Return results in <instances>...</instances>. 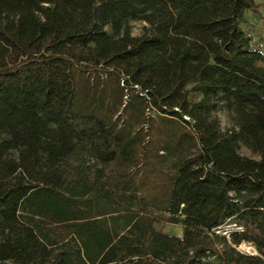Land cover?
Instances as JSON below:
<instances>
[{
	"label": "trees",
	"instance_id": "16d2710c",
	"mask_svg": "<svg viewBox=\"0 0 264 264\" xmlns=\"http://www.w3.org/2000/svg\"><path fill=\"white\" fill-rule=\"evenodd\" d=\"M258 11L0 0V264H264V52L246 28ZM94 74L116 76L118 101L93 93ZM150 110L182 125L174 151H192L174 173L159 143L142 150ZM163 206L171 216H153ZM228 222L241 230L215 231Z\"/></svg>",
	"mask_w": 264,
	"mask_h": 264
},
{
	"label": "rangeland",
	"instance_id": "374dc122",
	"mask_svg": "<svg viewBox=\"0 0 264 264\" xmlns=\"http://www.w3.org/2000/svg\"><path fill=\"white\" fill-rule=\"evenodd\" d=\"M256 4L259 5V11L257 15H250L247 13L246 19L249 26H256L260 23V25L263 28L264 31V0H256ZM255 21V22H254ZM146 26V24L140 20H134L129 22V27L131 31L132 36H139L142 33L143 28ZM248 28V25L247 27ZM108 33H111V30L109 28H106ZM260 42H264V35H261L259 38ZM98 74H94L93 76L95 79L97 78ZM117 78L116 76L113 77H107L105 78H99L94 81L92 91L95 94H103L107 96L114 98L115 101H118V95H115L112 93L111 88L115 86ZM113 99V100H114ZM127 100V97H123L122 101L125 103ZM122 109V107H121ZM219 122L220 126L223 130L229 129L231 127L229 118L227 117V114L225 111L220 110L218 112ZM143 124V125H142ZM141 125L137 126L136 130H142L144 132L145 140L143 143L142 150L145 151V153H149L152 155V148L156 143H159L161 146V149L158 152V156L161 158V160L164 161V171L174 173V171L169 167L170 161L171 162H183L192 159V151L185 152V151H174L172 147L168 144V138L169 135L179 134L182 129V125L177 120H170L168 118L160 117L156 115L154 111H148L145 114V119ZM239 151L241 154L245 156H252V154L243 146L239 148ZM143 169V167H142ZM145 171V168L143 169ZM153 216H156L157 218H163L170 217L171 215L166 211V206H163L162 211H153ZM231 223H226L225 226H230ZM155 229L158 231H161L165 234L174 235V236H181L182 234V228L180 225H172L170 223H167L166 221L159 220L154 225ZM241 250H245L248 244H241ZM244 252V251H243ZM214 258H207V261H212Z\"/></svg>",
	"mask_w": 264,
	"mask_h": 264
},
{
	"label": "built area",
	"instance_id": "2783aa9c",
	"mask_svg": "<svg viewBox=\"0 0 264 264\" xmlns=\"http://www.w3.org/2000/svg\"><path fill=\"white\" fill-rule=\"evenodd\" d=\"M185 120H188L186 117H184ZM226 224L218 227L215 229L217 233L223 234V235H229L233 231H240V228H237L235 225L231 224L230 226H225ZM238 251L250 254V255H255L256 251L252 246H247L245 250H241V246L236 248Z\"/></svg>",
	"mask_w": 264,
	"mask_h": 264
},
{
	"label": "crops",
	"instance_id": "0c3cea01",
	"mask_svg": "<svg viewBox=\"0 0 264 264\" xmlns=\"http://www.w3.org/2000/svg\"><path fill=\"white\" fill-rule=\"evenodd\" d=\"M249 14L253 15L252 13H249ZM254 15H257V14H254ZM247 25H248V28H247L248 33L254 37L255 47L261 49L264 52V42L262 43L259 41L260 36L264 35L262 26L259 23L258 25L252 27V26H249L250 24H248V22H247Z\"/></svg>",
	"mask_w": 264,
	"mask_h": 264
}]
</instances>
